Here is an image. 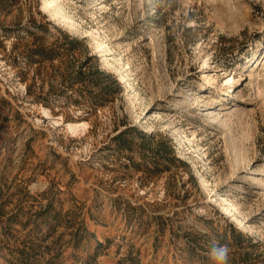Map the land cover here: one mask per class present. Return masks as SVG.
<instances>
[{
	"label": "rangeland",
	"instance_id": "1",
	"mask_svg": "<svg viewBox=\"0 0 264 264\" xmlns=\"http://www.w3.org/2000/svg\"><path fill=\"white\" fill-rule=\"evenodd\" d=\"M56 1L0 0V264H264V0Z\"/></svg>",
	"mask_w": 264,
	"mask_h": 264
},
{
	"label": "bare ground",
	"instance_id": "2",
	"mask_svg": "<svg viewBox=\"0 0 264 264\" xmlns=\"http://www.w3.org/2000/svg\"><path fill=\"white\" fill-rule=\"evenodd\" d=\"M42 6L43 8L46 10V12L50 13L52 16H58L59 15V12L61 11V7L58 5L57 1L56 0H42ZM62 17L63 14H62ZM64 20L67 24H69L70 20L66 17H64ZM70 25V24H69ZM95 44H97V41H94ZM118 82H123V83H126L127 82V79L125 78V76L120 73L119 75V78H118ZM207 83H208V89L209 87L211 86L212 82L210 80V78H207ZM236 80L233 78V77H230L228 78V90L227 91H231V89L233 88V90L231 91L232 93L235 91V85H236ZM223 92L226 91V89L222 90ZM225 95V94H224ZM215 100V98H212ZM216 101V100H215ZM217 103V102H216ZM69 129L70 130H75L76 127L75 126H69ZM201 183L203 184L204 183V180H201ZM229 210H231L230 208L228 207H224V211L225 212H229ZM232 217L235 218L234 215H232ZM236 221H239L237 218H235ZM240 224L241 221H239Z\"/></svg>",
	"mask_w": 264,
	"mask_h": 264
},
{
	"label": "clouds",
	"instance_id": "3",
	"mask_svg": "<svg viewBox=\"0 0 264 264\" xmlns=\"http://www.w3.org/2000/svg\"><path fill=\"white\" fill-rule=\"evenodd\" d=\"M215 264H228L229 249L226 245H214L212 248Z\"/></svg>",
	"mask_w": 264,
	"mask_h": 264
}]
</instances>
